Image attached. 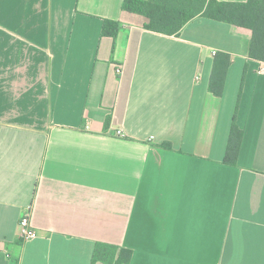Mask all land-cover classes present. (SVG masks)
I'll return each instance as SVG.
<instances>
[{
    "label": "crops",
    "instance_id": "1",
    "mask_svg": "<svg viewBox=\"0 0 264 264\" xmlns=\"http://www.w3.org/2000/svg\"><path fill=\"white\" fill-rule=\"evenodd\" d=\"M122 1L0 0V264H91L97 243L131 250L129 264H264L250 32L196 18L167 36ZM217 52L232 57L221 98ZM23 216L36 237H19Z\"/></svg>",
    "mask_w": 264,
    "mask_h": 264
},
{
    "label": "trees",
    "instance_id": "2",
    "mask_svg": "<svg viewBox=\"0 0 264 264\" xmlns=\"http://www.w3.org/2000/svg\"><path fill=\"white\" fill-rule=\"evenodd\" d=\"M121 10L143 16L147 20L145 29L167 36H177L186 24L196 18L245 29L251 34L248 58L264 63V0H246L243 3L216 0H123ZM119 28L118 22L104 20L101 36L114 41ZM231 61L232 57L228 53H214L208 92L215 98H221L223 94ZM241 139L242 131L233 119L223 159L225 164L236 165ZM131 257L132 251L129 249L97 243L91 264H129Z\"/></svg>",
    "mask_w": 264,
    "mask_h": 264
},
{
    "label": "built area",
    "instance_id": "3",
    "mask_svg": "<svg viewBox=\"0 0 264 264\" xmlns=\"http://www.w3.org/2000/svg\"><path fill=\"white\" fill-rule=\"evenodd\" d=\"M214 54V53H213ZM117 135H121V131L116 132ZM19 237L27 240L37 236V233L31 228L28 216L21 217L18 225Z\"/></svg>",
    "mask_w": 264,
    "mask_h": 264
}]
</instances>
